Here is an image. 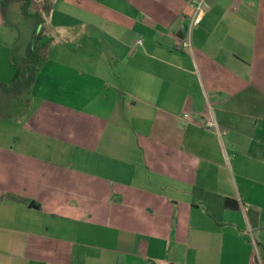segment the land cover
Here are the masks:
<instances>
[{
  "label": "crops",
  "instance_id": "obj_1",
  "mask_svg": "<svg viewBox=\"0 0 264 264\" xmlns=\"http://www.w3.org/2000/svg\"><path fill=\"white\" fill-rule=\"evenodd\" d=\"M31 1L53 43L16 93L34 21L0 0V264H264V0H196L199 26L191 0Z\"/></svg>",
  "mask_w": 264,
  "mask_h": 264
},
{
  "label": "trees",
  "instance_id": "obj_2",
  "mask_svg": "<svg viewBox=\"0 0 264 264\" xmlns=\"http://www.w3.org/2000/svg\"><path fill=\"white\" fill-rule=\"evenodd\" d=\"M13 1L15 0H2L3 7H7ZM22 12L25 18L33 19L34 30L24 58L17 64L13 63L12 88L16 93H29L36 83L40 69L48 60V50L53 43V38L44 33L50 5L44 3L41 11H33L32 1L23 0ZM7 197L11 201H19L14 195H7Z\"/></svg>",
  "mask_w": 264,
  "mask_h": 264
},
{
  "label": "built area",
  "instance_id": "obj_3",
  "mask_svg": "<svg viewBox=\"0 0 264 264\" xmlns=\"http://www.w3.org/2000/svg\"><path fill=\"white\" fill-rule=\"evenodd\" d=\"M190 7L194 10V16L192 18V26H199L204 19L203 1L191 0L189 2ZM139 43H141L139 41ZM179 46L184 50H191V42L189 38L182 39L179 42ZM202 127L207 131L214 132L219 138L223 135L217 121L213 115H208L202 120Z\"/></svg>",
  "mask_w": 264,
  "mask_h": 264
},
{
  "label": "rangeland",
  "instance_id": "obj_4",
  "mask_svg": "<svg viewBox=\"0 0 264 264\" xmlns=\"http://www.w3.org/2000/svg\"><path fill=\"white\" fill-rule=\"evenodd\" d=\"M51 2H52V0H51ZM34 5L35 6H38L39 4L37 3V0H35L34 1ZM62 6V5H61ZM61 8H63V7H61ZM59 10H60V5L59 6H57L56 8H55V19H54V22L55 23H59V24H61V14L59 13ZM48 31V28H44V31ZM51 34V33H50ZM54 56H55V54H54ZM57 60H59L58 59V57L56 58ZM49 68H51L50 70H54V69H56L57 68V66L56 65H54V66H50ZM50 70H48V72H50ZM32 89V88H31ZM24 101H18V105H17V108H18V118L20 117V116H22L21 115V112H20V108L21 107H24V105H25V103H23ZM24 108H26V107H24ZM17 118V117H16Z\"/></svg>",
  "mask_w": 264,
  "mask_h": 264
}]
</instances>
